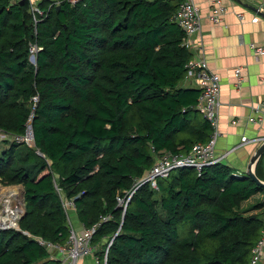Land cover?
Masks as SVG:
<instances>
[{
	"label": "trees",
	"instance_id": "1",
	"mask_svg": "<svg viewBox=\"0 0 264 264\" xmlns=\"http://www.w3.org/2000/svg\"><path fill=\"white\" fill-rule=\"evenodd\" d=\"M179 4L42 0L35 24L29 8L0 0V129L23 135L32 116L35 139L0 146V181L25 190L19 227H0V264H61L41 242L68 243L65 199L84 227L96 226L101 264L106 238L107 264H250L264 201L243 204L264 188L247 173L223 162L180 167L157 188L142 184L126 209L118 203L159 157L187 154L213 133L201 90L183 86L193 54L173 19ZM263 159L255 172L264 181Z\"/></svg>",
	"mask_w": 264,
	"mask_h": 264
},
{
	"label": "crops",
	"instance_id": "2",
	"mask_svg": "<svg viewBox=\"0 0 264 264\" xmlns=\"http://www.w3.org/2000/svg\"><path fill=\"white\" fill-rule=\"evenodd\" d=\"M194 1L201 11L202 31L190 49L192 58H205L222 84L216 154L222 157L221 162L244 174L264 140V118L257 123L249 121L253 106L264 99V55L258 56L251 46L252 43L264 45V0ZM214 2L225 9L220 21H215L212 15ZM241 12L246 15L244 21L238 18ZM255 15L259 16L258 22H252ZM238 68L242 69L240 77L235 74ZM183 86L200 89L197 75L186 77ZM243 136L249 140L243 143ZM259 201H264L262 192L245 201L243 207L251 208ZM74 209L73 206L68 209L71 223L77 231H83L84 225L74 216ZM78 264L101 263L96 256H86ZM260 264H264V253Z\"/></svg>",
	"mask_w": 264,
	"mask_h": 264
},
{
	"label": "built area",
	"instance_id": "3",
	"mask_svg": "<svg viewBox=\"0 0 264 264\" xmlns=\"http://www.w3.org/2000/svg\"><path fill=\"white\" fill-rule=\"evenodd\" d=\"M9 5L19 4L21 0H7ZM42 0H29V11L33 16L35 24L39 21V15H43L44 11L40 8L39 3ZM63 0H54L56 5H60ZM72 3L83 2L84 0H67ZM224 8L219 2H214L212 8V15L215 21H220L224 13ZM240 21L246 19L245 13L241 12L238 14ZM174 21L184 31L185 35L183 38V46L191 49L195 46V41L202 31V16L198 5L194 0H180L177 12L173 17ZM259 16L255 15L252 18V22H258ZM252 48L256 51L258 56L264 55V45L258 43H252ZM40 47L37 43L30 45V61L36 64V56ZM187 78L197 75L199 79V85L201 94L199 97L198 108L204 114L205 118L208 119L212 125L213 133L206 143H197L193 146L192 150L187 154H164L159 157L153 167L146 172L144 177L137 180L135 186L125 191V195L118 196V203L124 209H126L129 200L135 193V191L144 183L151 184L152 187H158V180L160 178H166L170 173L180 167H195L201 171L203 167L221 162L222 157L216 154V143L219 135V108H220V94H221V80L219 76L214 73L209 67L208 62L205 58L194 59L192 58L188 65ZM241 68L236 69V76H241ZM38 96L33 97V109L36 107L38 102ZM253 115L249 117L251 123H257L264 118V99L253 106ZM7 140H12L18 143H26L29 146H35L34 132L32 128V116L29 118L26 132L23 135H11L8 132L0 129V145ZM249 139L246 136L242 137V142H247ZM37 152L43 155L39 150ZM15 195V194H13ZM12 195V196H13ZM9 198V197H8ZM20 199V198H19ZM22 202V201H21ZM74 207L73 201L64 200V207L68 211L70 207ZM21 211L22 215L24 208H16L11 213L16 217ZM111 218V215L103 217L104 220ZM2 226V225H1ZM0 226V227H1ZM17 227V221L11 225V228ZM96 230V226L93 228H83V231H77L72 225L70 228L69 241L66 245H55L48 242L42 241L47 248L57 254L61 258V264H78L81 257L95 256L97 247L92 243L93 233ZM113 238H106V249L104 253V264H107V253L109 247L112 244ZM264 253V227L261 231V235L252 249V256L250 264H260L262 255ZM97 262L100 263L98 257Z\"/></svg>",
	"mask_w": 264,
	"mask_h": 264
},
{
	"label": "rangeland",
	"instance_id": "4",
	"mask_svg": "<svg viewBox=\"0 0 264 264\" xmlns=\"http://www.w3.org/2000/svg\"><path fill=\"white\" fill-rule=\"evenodd\" d=\"M0 146L3 147L5 145L2 144ZM17 185H20V184H17ZM13 188H16L17 190H12ZM20 190L21 188H19V186L5 185L0 181V226H1V223H3L2 221L6 222L7 225H12L11 222H13V220L16 221L15 220L16 215H15V212L14 214H12L11 212L15 211L16 208H19L20 210L21 208H24V205L21 202V199H19L21 197ZM14 191H17L15 192V195H13ZM8 215L13 216L15 218L3 219L5 217H8ZM17 215H22L21 211H19V213L17 212Z\"/></svg>",
	"mask_w": 264,
	"mask_h": 264
},
{
	"label": "water",
	"instance_id": "5",
	"mask_svg": "<svg viewBox=\"0 0 264 264\" xmlns=\"http://www.w3.org/2000/svg\"><path fill=\"white\" fill-rule=\"evenodd\" d=\"M20 5H22L24 7V9L29 8V0H21L20 1ZM264 156V140L263 143L260 145V147L258 148L256 154L254 155V157L251 160L250 166L248 168L247 174L248 176L252 177L258 185H260L261 187L264 188V181L261 180L259 177H257L256 172H255V168L257 165V162L261 159V157ZM15 186H19V188H21V201L23 203V205L25 206V197H24V186L22 184L20 185H15ZM22 219V215L17 216L15 218V220L17 221V227H19V221ZM3 223H1V228H11V225H7L6 222L2 221Z\"/></svg>",
	"mask_w": 264,
	"mask_h": 264
},
{
	"label": "bare ground",
	"instance_id": "6",
	"mask_svg": "<svg viewBox=\"0 0 264 264\" xmlns=\"http://www.w3.org/2000/svg\"><path fill=\"white\" fill-rule=\"evenodd\" d=\"M12 190H17L16 188H13ZM15 192H17V191H14V193L13 194H15ZM12 218H15V217H13V216H9L8 215V217H5V218H3V219H12ZM15 223V221L13 220V222H11V224H14Z\"/></svg>",
	"mask_w": 264,
	"mask_h": 264
}]
</instances>
